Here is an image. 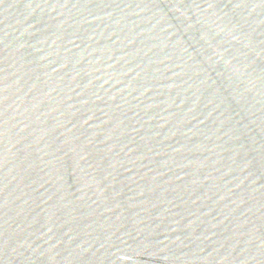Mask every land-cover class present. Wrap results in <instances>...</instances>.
Segmentation results:
<instances>
[{
	"label": "water",
	"instance_id": "water-1",
	"mask_svg": "<svg viewBox=\"0 0 264 264\" xmlns=\"http://www.w3.org/2000/svg\"><path fill=\"white\" fill-rule=\"evenodd\" d=\"M0 264H264V0H0Z\"/></svg>",
	"mask_w": 264,
	"mask_h": 264
}]
</instances>
